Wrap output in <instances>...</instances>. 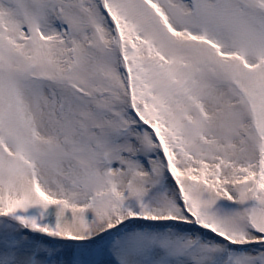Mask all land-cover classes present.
I'll use <instances>...</instances> for the list:
<instances>
[{"label":"snow or ice","instance_id":"obj_1","mask_svg":"<svg viewBox=\"0 0 264 264\" xmlns=\"http://www.w3.org/2000/svg\"><path fill=\"white\" fill-rule=\"evenodd\" d=\"M0 264H264V0H0Z\"/></svg>","mask_w":264,"mask_h":264}]
</instances>
